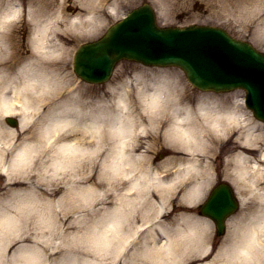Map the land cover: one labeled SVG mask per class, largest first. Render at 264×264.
Here are the masks:
<instances>
[{
	"label": "clouds",
	"instance_id": "9594fccd",
	"mask_svg": "<svg viewBox=\"0 0 264 264\" xmlns=\"http://www.w3.org/2000/svg\"><path fill=\"white\" fill-rule=\"evenodd\" d=\"M196 2L0 0V94L24 121L0 127V264H264L252 90L117 53L90 83L81 56L147 6L159 29L218 30L264 63V0Z\"/></svg>",
	"mask_w": 264,
	"mask_h": 264
},
{
	"label": "water",
	"instance_id": "95a60500",
	"mask_svg": "<svg viewBox=\"0 0 264 264\" xmlns=\"http://www.w3.org/2000/svg\"><path fill=\"white\" fill-rule=\"evenodd\" d=\"M201 31L200 29H191L188 30L186 33L188 35H194L195 32H199ZM184 32V31H181ZM206 33V32H204ZM219 34V33H217ZM186 35V34H185ZM177 37H185L184 34H178ZM195 39H198V36L194 37ZM192 47H193V43H192V39L188 38L187 43L185 44L184 47H182V52L180 54H182V56H179L177 58H175V60H179L183 63H185V65H190V72L193 73V78L197 79V81H202V84H205V78L208 76H212L211 78H214V73L208 69L205 68L203 66H199V65H193V67L191 66L192 64V60L189 56L190 52H192ZM184 52V53H183ZM205 61L208 63L209 67H212L214 64V61L212 59H205ZM214 67V66H213ZM216 74V73H215ZM233 81H235V83H241V84H246L253 93V96L258 97V96H264L260 95L263 91H264V78H254L251 76H245L242 79V76L235 78ZM226 206L230 205L232 202L229 200V198L227 197L225 202H223Z\"/></svg>",
	"mask_w": 264,
	"mask_h": 264
},
{
	"label": "bare ground",
	"instance_id": "6f19581e",
	"mask_svg": "<svg viewBox=\"0 0 264 264\" xmlns=\"http://www.w3.org/2000/svg\"><path fill=\"white\" fill-rule=\"evenodd\" d=\"M17 102L15 100H13L11 97H8V96H5L3 94H0V110H1V113L3 112H13L15 110L16 107H14V105L16 104ZM19 124L22 125L23 124V118L20 117V120H19ZM19 125V126H20ZM0 127H3V128H10V129H15L14 126H10L8 124V121L7 122H0Z\"/></svg>",
	"mask_w": 264,
	"mask_h": 264
},
{
	"label": "rangeland",
	"instance_id": "374dc122",
	"mask_svg": "<svg viewBox=\"0 0 264 264\" xmlns=\"http://www.w3.org/2000/svg\"><path fill=\"white\" fill-rule=\"evenodd\" d=\"M195 7L196 8H201L202 7V4L200 3V0H197L196 4H195ZM187 21L186 20H181V24H185ZM1 120V119H0ZM18 127H16L17 129Z\"/></svg>",
	"mask_w": 264,
	"mask_h": 264
}]
</instances>
